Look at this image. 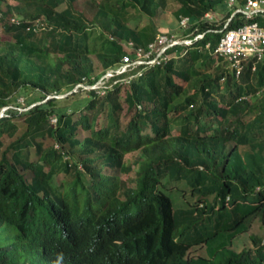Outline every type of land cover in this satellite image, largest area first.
<instances>
[{"label":"trees","instance_id":"obj_1","mask_svg":"<svg viewBox=\"0 0 264 264\" xmlns=\"http://www.w3.org/2000/svg\"><path fill=\"white\" fill-rule=\"evenodd\" d=\"M11 1L0 0V264H264V57L237 77L214 55L227 30L264 28V12L247 22L235 13L247 0ZM173 2L179 37L202 39L104 95L77 89L116 70L126 43L174 34L161 22ZM218 11L223 21L205 19ZM256 220L262 234L235 249Z\"/></svg>","mask_w":264,"mask_h":264},{"label":"built area","instance_id":"obj_2","mask_svg":"<svg viewBox=\"0 0 264 264\" xmlns=\"http://www.w3.org/2000/svg\"><path fill=\"white\" fill-rule=\"evenodd\" d=\"M228 5L234 6L235 1L230 0ZM240 12L245 15L246 21L250 22L258 13L264 12V0H247L244 8L235 11V13ZM205 19L214 21L212 14H206ZM228 23L225 28H227ZM180 28L183 31L190 28L189 18L183 17L181 19ZM203 37L204 35L200 34L195 37L194 41ZM194 41L189 37H178L176 34H158L154 42L146 48H137L133 42L126 43L127 54L122 58V62L116 70H109L94 84L81 83L77 89L96 90V92L104 95L109 84L130 83L133 79L143 75L142 68L150 69L168 63L176 57L170 53L171 49L179 46L189 47ZM214 55L226 58L230 62L231 69L239 77L247 60L251 58L261 60L264 57V28L256 22H250L227 30L214 49ZM53 123H56V120H53Z\"/></svg>","mask_w":264,"mask_h":264},{"label":"rangeland","instance_id":"obj_3","mask_svg":"<svg viewBox=\"0 0 264 264\" xmlns=\"http://www.w3.org/2000/svg\"><path fill=\"white\" fill-rule=\"evenodd\" d=\"M9 1L10 5H14L15 2L14 1H11V0H7ZM3 6V9L5 10L6 9V6L5 5H2ZM169 10L164 13V15L161 16V22L163 23H167L165 24L166 26L170 27L169 30H171V33H174L176 34L178 37L180 36V30L178 29V26L174 23V17L172 16V11H174L176 8H177V5L173 2L169 4ZM1 12V11H0ZM1 15H2V12H1ZM213 19L216 20V21H223V13L218 11L217 13H214L212 15ZM0 20H2L1 16H0ZM1 22L0 21V31L2 30V25H1ZM183 48H179V47H176L172 50L171 54H173V56H176L175 57V60L177 61L178 58L183 54L182 52ZM94 60V74H97L101 71V66H100V63L98 61H96L95 59ZM143 73H145L148 69L147 68H142L141 69ZM88 92H85L84 94H78L76 96V101H85L87 98H88ZM25 96L23 97H20L19 98V102L21 103V108H15V109H18L20 112H23L26 110L27 107H25L26 105V101L24 99ZM58 98H61L60 96H58ZM8 108H4L1 112H0V118H2L3 116H5V114L7 113L6 110ZM28 109V108H27ZM20 120V118H19ZM129 120V115L128 114H124L123 117H122V121L123 123H127ZM86 133L83 132V135H85ZM82 135V136H83ZM140 156V153L136 152V153H132V154H129L126 156L125 160L128 164H133L135 159L138 158ZM122 178L124 179H127V181L129 182V185H134V179H135V172L134 171H131L130 173L128 174H124L122 175ZM181 196V194H180ZM186 198L187 199H190V194L187 192L186 193ZM253 233V234H262V229L260 227V221L256 220L249 233L248 234H244L242 236H240L239 238H237L235 240V249L237 250H241L242 248H244L245 246H250L251 245V240H250V234ZM191 255H194V256H200V255H205V250L204 248H195L192 252H191Z\"/></svg>","mask_w":264,"mask_h":264},{"label":"water","instance_id":"obj_4","mask_svg":"<svg viewBox=\"0 0 264 264\" xmlns=\"http://www.w3.org/2000/svg\"><path fill=\"white\" fill-rule=\"evenodd\" d=\"M65 95H61L60 97L62 98V97H64Z\"/></svg>","mask_w":264,"mask_h":264}]
</instances>
